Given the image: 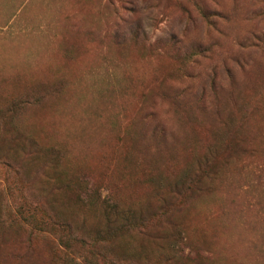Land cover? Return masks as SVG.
<instances>
[{
  "label": "rangeland",
  "instance_id": "1",
  "mask_svg": "<svg viewBox=\"0 0 264 264\" xmlns=\"http://www.w3.org/2000/svg\"><path fill=\"white\" fill-rule=\"evenodd\" d=\"M200 7L219 16L209 23ZM263 41L264 0H0V109L23 99L22 132L42 148L60 147L62 166L121 204L155 208L160 185L209 161L210 175L173 200L184 254L196 264H264ZM230 97L227 116L214 109L216 98ZM186 117L198 123L191 139L180 127ZM221 117L232 122L213 137L211 156ZM38 165L10 174L18 189L7 191L0 164V264H17L26 243L58 264L44 236L14 213L21 195L43 198L37 188L49 183ZM73 215L99 217L76 207ZM108 249L160 252L134 229Z\"/></svg>",
  "mask_w": 264,
  "mask_h": 264
},
{
  "label": "trees",
  "instance_id": "2",
  "mask_svg": "<svg viewBox=\"0 0 264 264\" xmlns=\"http://www.w3.org/2000/svg\"><path fill=\"white\" fill-rule=\"evenodd\" d=\"M185 14L189 9L181 5ZM209 23L210 14L219 16L218 12H206L205 8H195ZM264 47V41H263ZM197 48V47H196ZM201 53L200 47L197 48ZM193 57V55H192ZM229 73V68H225ZM216 69L212 70L208 88L212 94L220 87L216 82ZM203 89L197 95L203 99ZM233 97L216 98L219 113L224 114L230 107ZM23 99H11L0 109V164L6 171L4 180L7 191L18 189V181L9 175L18 176L25 169L26 162L38 163L40 175L48 182V187L37 188L42 199H27L20 196L19 203L14 205V213L19 220L28 225L30 232L44 236L49 247L48 257L51 262L58 264H196L184 254L182 243L185 235L179 225L170 217L176 208L175 201L183 192L198 188L202 177L210 175V163H200L196 168L185 167L166 185H160L164 191L160 194L155 208H141L135 204H121L112 195H102L99 183L87 180L81 173L72 168H66L59 162L60 147L52 145L42 148L32 135L22 132L16 121V111ZM229 110L225 113L226 116ZM192 115V114H191ZM182 116V115H181ZM190 116V115H187ZM231 118L221 117L213 131L209 144L210 155L214 143L213 137L227 134L225 130L230 126ZM198 125L194 117L182 118L180 127L188 139L191 131ZM162 128L153 129L152 133H161ZM152 170L158 168L154 165ZM150 172V176L153 172ZM83 211L98 210V220L88 222L83 216L76 221L73 209ZM136 230L144 238L155 242L159 248L157 258L141 250H124L112 252L108 248L126 231ZM49 234V235H47ZM53 237H51V236ZM51 237L52 239H48ZM17 264H45L36 258L31 243H26L18 252L14 253Z\"/></svg>",
  "mask_w": 264,
  "mask_h": 264
}]
</instances>
